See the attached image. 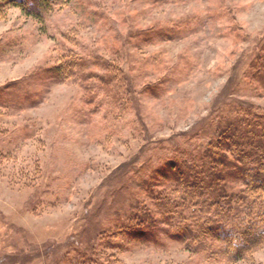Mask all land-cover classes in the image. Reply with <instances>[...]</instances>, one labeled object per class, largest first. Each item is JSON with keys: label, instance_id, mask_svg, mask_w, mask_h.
<instances>
[{"label": "rangeland", "instance_id": "1", "mask_svg": "<svg viewBox=\"0 0 264 264\" xmlns=\"http://www.w3.org/2000/svg\"><path fill=\"white\" fill-rule=\"evenodd\" d=\"M17 2L0 0V89L30 93L0 92V264H193L157 211L151 236L113 233L136 203L153 210L144 180L171 194L156 168L206 142L184 136L213 106L264 111V0H49L41 22ZM62 53L82 59L59 82L45 69ZM102 59L127 83L104 92ZM251 263L264 246L234 264Z\"/></svg>", "mask_w": 264, "mask_h": 264}, {"label": "trees", "instance_id": "2", "mask_svg": "<svg viewBox=\"0 0 264 264\" xmlns=\"http://www.w3.org/2000/svg\"><path fill=\"white\" fill-rule=\"evenodd\" d=\"M17 1L14 6L27 14L26 6L21 0ZM30 1L34 7L28 15H33L38 22L43 21L39 4L45 11L50 7L49 0ZM81 59L62 53L59 63L45 70L51 71L60 82L68 76H75L72 71L79 66ZM111 61L101 60L108 74L97 76L104 84V92L115 88L111 86L113 81L119 82V86L127 83L126 77ZM263 63L261 60L256 70ZM258 74L263 81V68ZM24 82L25 79L13 81L0 92L9 90L27 96L30 89L24 91ZM89 87L90 95L91 91L100 89L91 84ZM117 89L118 93H113L111 98L118 100L120 96H127L126 88ZM230 103L213 106L210 120L199 121L194 133H178V136L185 135L190 140L198 139L201 131L208 136L204 144L195 145L191 150L172 147L174 154L164 159L161 168H156L158 172L169 170V178L174 182L173 187L169 186L172 195L155 191L156 184L148 188L149 181L144 180L140 188L146 187L152 192L148 204L153 210L147 204L139 206L136 203L132 206L134 211L128 216L125 214V219L120 222L121 230L115 231L113 236H118L121 231L130 236H151L156 223L153 213L157 211L172 229L171 237L184 240L187 249H193L196 255L200 253L201 258H196L193 264H234L248 259L252 252L264 246V111ZM173 217L176 221L170 222ZM102 259L107 264L117 263L111 256Z\"/></svg>", "mask_w": 264, "mask_h": 264}]
</instances>
